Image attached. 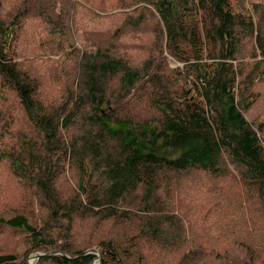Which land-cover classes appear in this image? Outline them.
<instances>
[{"label":"trees","instance_id":"obj_1","mask_svg":"<svg viewBox=\"0 0 264 264\" xmlns=\"http://www.w3.org/2000/svg\"><path fill=\"white\" fill-rule=\"evenodd\" d=\"M72 6L0 0V264H264V0Z\"/></svg>","mask_w":264,"mask_h":264},{"label":"rangeland","instance_id":"obj_2","mask_svg":"<svg viewBox=\"0 0 264 264\" xmlns=\"http://www.w3.org/2000/svg\"><path fill=\"white\" fill-rule=\"evenodd\" d=\"M69 1L72 2V7H75V4L78 3V5L86 9H78L79 12L77 11V25L81 27V30L83 32H90L92 41L102 42L108 30L109 23L104 22L101 17L108 18L115 13V11H112L111 8V4H114V0H87V2L84 0H67V2ZM49 56L50 54L39 56V60L45 61L46 63L45 67H43L41 70H46L47 67H52L55 62L60 59L57 56H54L53 58L51 57L50 59ZM23 58L24 57H20V59ZM165 59L167 63H169V66L170 68H172V70H174L176 67H182V64L174 63L168 57H165ZM61 66L62 64L60 61V66L58 67L59 70ZM255 92L257 93L258 98L261 101L259 102L258 100L259 104L257 102L256 107L247 117L250 121L252 120L256 123H264V85L256 88ZM4 171L0 172V175H3L0 177V203L3 198L10 192V176ZM0 244V248L5 253L16 255V257L20 259L24 255L25 246L21 238L13 236H8L6 238L4 235H0ZM31 264H34V262ZM93 264L97 263L94 261Z\"/></svg>","mask_w":264,"mask_h":264},{"label":"water","instance_id":"obj_3","mask_svg":"<svg viewBox=\"0 0 264 264\" xmlns=\"http://www.w3.org/2000/svg\"><path fill=\"white\" fill-rule=\"evenodd\" d=\"M90 252H92V251H90ZM96 254H98V253H96ZM40 256L41 255H36V256L30 257L29 258L30 260L27 262V264H31V262H33L34 260L38 259Z\"/></svg>","mask_w":264,"mask_h":264},{"label":"bare ground","instance_id":"obj_4","mask_svg":"<svg viewBox=\"0 0 264 264\" xmlns=\"http://www.w3.org/2000/svg\"><path fill=\"white\" fill-rule=\"evenodd\" d=\"M29 261V260H28Z\"/></svg>","mask_w":264,"mask_h":264}]
</instances>
